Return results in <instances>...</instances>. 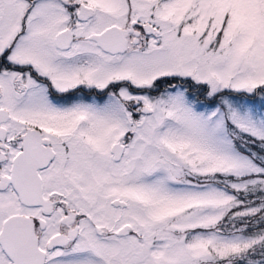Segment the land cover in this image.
<instances>
[{"label": "snow or ice", "instance_id": "1", "mask_svg": "<svg viewBox=\"0 0 264 264\" xmlns=\"http://www.w3.org/2000/svg\"><path fill=\"white\" fill-rule=\"evenodd\" d=\"M0 264H264V0H0Z\"/></svg>", "mask_w": 264, "mask_h": 264}]
</instances>
